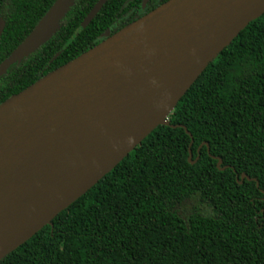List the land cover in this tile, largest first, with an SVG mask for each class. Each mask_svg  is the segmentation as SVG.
Listing matches in <instances>:
<instances>
[{"label": "trees", "instance_id": "obj_1", "mask_svg": "<svg viewBox=\"0 0 264 264\" xmlns=\"http://www.w3.org/2000/svg\"><path fill=\"white\" fill-rule=\"evenodd\" d=\"M166 1L105 0L80 28L96 0H73L50 36L0 75V103ZM54 2L0 0V63ZM165 123L0 264H264V13ZM240 174L249 180L237 183Z\"/></svg>", "mask_w": 264, "mask_h": 264}, {"label": "water", "instance_id": "obj_2", "mask_svg": "<svg viewBox=\"0 0 264 264\" xmlns=\"http://www.w3.org/2000/svg\"><path fill=\"white\" fill-rule=\"evenodd\" d=\"M104 2L96 0L80 28ZM63 3L55 0L0 63V75L50 36L72 2L61 11ZM262 13L264 0H168L2 101L0 160L40 129L94 104L110 105L115 111L120 105L129 116L118 117L110 108L102 118H89L85 125L92 134L115 130V123L131 117L144 121L140 129L127 130L109 150L89 157V166L79 170L65 190L48 202L43 200L26 222L24 234L5 245L0 258L84 194L156 125H165L170 109L198 74ZM2 27L0 19V33ZM81 154L86 152L81 149ZM239 178L240 184L246 177Z\"/></svg>", "mask_w": 264, "mask_h": 264}, {"label": "bare ground", "instance_id": "obj_3", "mask_svg": "<svg viewBox=\"0 0 264 264\" xmlns=\"http://www.w3.org/2000/svg\"><path fill=\"white\" fill-rule=\"evenodd\" d=\"M111 107L94 104L66 116L40 129L0 160V251L24 234L26 222L43 200H52L70 185L79 170L89 166V157L109 150L127 130L140 129L144 119L137 117L115 123V130L104 128L92 134L86 129L89 118H102ZM119 108H111V112L128 118Z\"/></svg>", "mask_w": 264, "mask_h": 264}, {"label": "rangeland", "instance_id": "obj_4", "mask_svg": "<svg viewBox=\"0 0 264 264\" xmlns=\"http://www.w3.org/2000/svg\"><path fill=\"white\" fill-rule=\"evenodd\" d=\"M73 0H64V3H63V7H61V11H63L64 10V8H66L67 6H68V4L70 3V2H72ZM51 29V28H50ZM49 29V30H50ZM48 30V31H49ZM50 31H52V30H50Z\"/></svg>", "mask_w": 264, "mask_h": 264}, {"label": "flooded vegetation", "instance_id": "obj_5", "mask_svg": "<svg viewBox=\"0 0 264 264\" xmlns=\"http://www.w3.org/2000/svg\"><path fill=\"white\" fill-rule=\"evenodd\" d=\"M140 8H141V6H140ZM140 8H139V9H140Z\"/></svg>", "mask_w": 264, "mask_h": 264}]
</instances>
